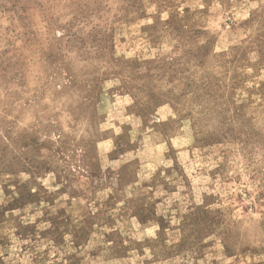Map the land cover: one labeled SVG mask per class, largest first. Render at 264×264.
Segmentation results:
<instances>
[{
	"label": "rangeland",
	"instance_id": "obj_1",
	"mask_svg": "<svg viewBox=\"0 0 264 264\" xmlns=\"http://www.w3.org/2000/svg\"><path fill=\"white\" fill-rule=\"evenodd\" d=\"M0 264H264V0H0Z\"/></svg>",
	"mask_w": 264,
	"mask_h": 264
}]
</instances>
